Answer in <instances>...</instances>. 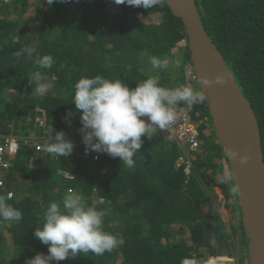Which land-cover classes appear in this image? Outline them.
Masks as SVG:
<instances>
[{"label":"trees","instance_id":"obj_1","mask_svg":"<svg viewBox=\"0 0 264 264\" xmlns=\"http://www.w3.org/2000/svg\"><path fill=\"white\" fill-rule=\"evenodd\" d=\"M195 4L205 33L250 103L264 159V0ZM154 17L157 21L150 22ZM32 45L40 56L53 55L51 69L35 66V55H16ZM149 56L179 65L152 72ZM187 64L184 26L166 2L145 9L114 0H63L51 6L46 0H0V133L22 140L0 195L10 196L7 203L23 213L19 223L0 221V264H26L38 253L47 254L48 247L34 237L35 228L42 227L47 206L61 203L69 189L105 210L104 230L123 243L102 256L78 253L50 264L250 263L237 196L221 183V175L231 171L205 103L185 111L197 132V147L186 156L177 137L166 131L141 137L135 169L118 157L85 154L82 110L73 103L81 77L99 75L135 88L148 75H159L161 86L199 90L195 78L187 79ZM37 71L55 85L43 96H36L29 83ZM50 127L53 138L63 131L74 143L69 156L36 153L34 140L44 147L53 142ZM183 157L190 162L182 163ZM65 172L72 178H64ZM217 188L235 212L231 225L221 217ZM237 240L246 247L239 259Z\"/></svg>","mask_w":264,"mask_h":264},{"label":"clouds","instance_id":"obj_2","mask_svg":"<svg viewBox=\"0 0 264 264\" xmlns=\"http://www.w3.org/2000/svg\"><path fill=\"white\" fill-rule=\"evenodd\" d=\"M46 2L51 6L63 0ZM114 2L148 9L163 5L165 0H114ZM23 54H27L28 57L35 55L33 63L40 69H51L55 63L51 54L40 56L36 45L26 47L22 53L18 52L16 55ZM148 63L152 72L156 73L168 69L170 63L179 65V61L172 62L168 58L161 59L156 56H149ZM191 68L192 64H187L185 72L187 79L194 80L196 77H193ZM29 83L34 85L33 91L36 96H43L55 87L54 82L39 71L32 74ZM213 83L222 85L225 79L217 76L214 80L204 81L206 86ZM74 89L73 103L76 110H82L79 131L85 145V154L97 152L112 158L118 157L129 169L136 167L135 157L142 146V136L152 138L158 131L169 133L168 131H171L181 117L190 122L185 111H191L194 106L206 101L202 91L189 86L181 85L175 88L161 86L159 75H148L141 83L136 84L135 88H130L121 80H110L99 75L91 78L81 77L74 85ZM52 131L50 127L48 134L53 142L47 144L46 148L38 140L33 141L36 153H48L59 158L69 156L75 147L74 143L66 138L63 131L56 132L53 138ZM0 136L2 142L15 140L19 150L22 141L20 137L4 136L1 133ZM172 136L177 137L175 134ZM23 142L26 144V139ZM178 144L183 147L184 156L195 149L179 141ZM37 145L42 149L37 151ZM224 154L241 165L247 164L251 159L249 155L230 148H226ZM181 162L187 164L190 160L183 157ZM234 180L231 172L221 175V183L229 186L231 197L240 194V186ZM10 198L0 195V221L19 223L23 219V213L7 203ZM105 216V210L89 206L79 192L69 189L61 203L51 202L47 206L40 220L42 227L35 228L34 237L48 247L47 254L38 253L27 260L26 264H50L52 261L73 258L78 253L102 256L113 251L123 243V239L104 230ZM182 264L198 262L195 259H185Z\"/></svg>","mask_w":264,"mask_h":264},{"label":"water","instance_id":"obj_3","mask_svg":"<svg viewBox=\"0 0 264 264\" xmlns=\"http://www.w3.org/2000/svg\"><path fill=\"white\" fill-rule=\"evenodd\" d=\"M173 16L179 18L187 37L192 68L214 132L223 152L230 148L249 155L247 164L227 158L231 173L240 186L237 196L247 239L249 264H264V159L259 129L250 103L205 33L195 0H165ZM221 76L224 84L204 85L205 80Z\"/></svg>","mask_w":264,"mask_h":264},{"label":"built area","instance_id":"obj_4","mask_svg":"<svg viewBox=\"0 0 264 264\" xmlns=\"http://www.w3.org/2000/svg\"><path fill=\"white\" fill-rule=\"evenodd\" d=\"M172 135H177L178 141L181 144H189L192 149L197 147L195 137L197 132L192 124L184 117H181L176 124L172 127L171 131H168ZM40 145L36 146V150H41ZM18 150V144L15 140L11 139L6 142H2L0 136V188L3 187V179L6 172L11 167V162ZM63 176L67 179L72 178L68 173H63Z\"/></svg>","mask_w":264,"mask_h":264},{"label":"rangeland","instance_id":"obj_5","mask_svg":"<svg viewBox=\"0 0 264 264\" xmlns=\"http://www.w3.org/2000/svg\"><path fill=\"white\" fill-rule=\"evenodd\" d=\"M27 12H30V9ZM156 21L157 20L155 17L150 19V22H156ZM215 192L217 194L216 201L219 204L218 206H219V211L221 213L222 219L226 222L227 226L233 224L234 222L237 221L235 218V212H232V210L228 209L225 206V200L223 198V195L220 192V189L219 188L215 189ZM236 246H237V250H236L237 251V257L239 259L240 257H242V255H245V252H246L245 246L241 240H237Z\"/></svg>","mask_w":264,"mask_h":264}]
</instances>
